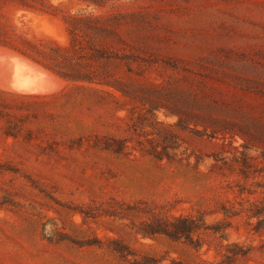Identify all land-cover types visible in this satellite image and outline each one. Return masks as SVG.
Listing matches in <instances>:
<instances>
[{"label": "rangeland", "instance_id": "374dc122", "mask_svg": "<svg viewBox=\"0 0 264 264\" xmlns=\"http://www.w3.org/2000/svg\"><path fill=\"white\" fill-rule=\"evenodd\" d=\"M94 1L0 0V58L21 82L29 60L2 42L68 45L72 16L80 43L129 57L111 66L115 97L48 104L16 138L0 119V264H264V0ZM66 86H0V110ZM113 202L142 211L108 216ZM153 215L226 235L143 238Z\"/></svg>", "mask_w": 264, "mask_h": 264}, {"label": "trees", "instance_id": "16d2710c", "mask_svg": "<svg viewBox=\"0 0 264 264\" xmlns=\"http://www.w3.org/2000/svg\"><path fill=\"white\" fill-rule=\"evenodd\" d=\"M90 1L98 5L94 0ZM70 19L66 21L72 36V41L68 45H61L55 41L44 39L39 41L23 39L22 44L2 42V44L52 71L67 82V86L59 92L46 95H16L20 99V104L17 106H3L4 109L0 110V119L5 122L4 133L6 136L16 138L27 124L33 123L34 120L38 121L42 115L52 116L49 110L42 108L48 104L65 100L66 105L74 100V104L81 105L87 102L91 96L101 92L109 93L115 97V94L109 89H120L114 84L118 81L111 66L119 65L121 61H128L127 54H119L117 51L103 47L96 43L94 37L90 34L86 35V44L80 43L79 33L84 32L73 23V20H80L81 18L72 16ZM129 71H131L130 68ZM111 140L114 143L120 142L115 139ZM90 147L118 152L110 142L103 143L99 137H96V140L90 143ZM139 209L138 203L131 205L113 202L109 210L105 211V214L122 218L126 217L127 213L142 211ZM79 212L84 214L85 218L95 217V213L91 210H80ZM209 228L222 233L224 236L226 235L225 227L210 226L204 218L187 215L173 216V218L153 215L152 218L140 223L136 233L143 238L162 235L173 240L183 238L193 240L195 233ZM238 248L239 250L234 254H244L243 250L240 247Z\"/></svg>", "mask_w": 264, "mask_h": 264}, {"label": "bare ground", "instance_id": "6f19581e", "mask_svg": "<svg viewBox=\"0 0 264 264\" xmlns=\"http://www.w3.org/2000/svg\"><path fill=\"white\" fill-rule=\"evenodd\" d=\"M13 59L16 61L27 59L29 61H24V66L33 71V81L30 82H21L19 81L20 73L14 71V66L3 60L4 58H0L2 64H0V70H2V74L0 73V86L9 90H14L21 93L34 92V93H51L60 88V85L67 83L65 80L61 79L59 76L54 74L52 71L45 69L41 65L31 61L28 58L23 56L22 59H19L17 55H11ZM18 69H20L18 67ZM60 80L59 83H56L54 80ZM37 79V80H36ZM54 79V80H53ZM31 93V94H34ZM30 94V93H27Z\"/></svg>", "mask_w": 264, "mask_h": 264}, {"label": "crops", "instance_id": "0c3cea01", "mask_svg": "<svg viewBox=\"0 0 264 264\" xmlns=\"http://www.w3.org/2000/svg\"><path fill=\"white\" fill-rule=\"evenodd\" d=\"M13 66H15V65H13ZM14 71H18V70H16V69L14 68Z\"/></svg>", "mask_w": 264, "mask_h": 264}]
</instances>
